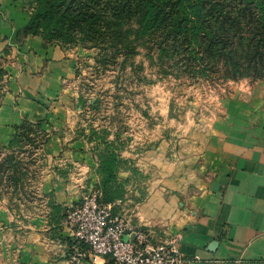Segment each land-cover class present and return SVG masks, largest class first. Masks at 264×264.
<instances>
[{"label": "crops", "instance_id": "1", "mask_svg": "<svg viewBox=\"0 0 264 264\" xmlns=\"http://www.w3.org/2000/svg\"><path fill=\"white\" fill-rule=\"evenodd\" d=\"M28 23L15 2L0 0V55L13 58L12 69L18 71L8 77L0 105V146L9 143L24 117L40 121L51 133L44 152L55 158L54 169L40 188L47 197L43 203L30 204L20 215L0 202V264H71L80 245L63 210L56 213L52 204L65 211L97 191L100 182L92 149L74 137L81 108L73 81L82 53L42 37L18 40ZM12 40L20 45L17 53L6 48ZM262 92L232 89L223 98L224 116L204 128L158 138L146 133L150 139L140 133L138 142L156 144L138 158L152 178L138 188L149 195L136 198L130 187L123 199L108 204L113 212L150 232L153 241L179 237L178 249L190 264H264ZM80 264L110 260L88 253Z\"/></svg>", "mask_w": 264, "mask_h": 264}, {"label": "rangeland", "instance_id": "2", "mask_svg": "<svg viewBox=\"0 0 264 264\" xmlns=\"http://www.w3.org/2000/svg\"><path fill=\"white\" fill-rule=\"evenodd\" d=\"M6 1L15 2L29 21L41 6L38 0ZM62 1L67 5L72 0ZM214 2L207 7L211 12L207 10L203 14L210 36L202 39L197 56L190 55L185 41L161 43L158 36L150 41L138 39L130 47L136 49L132 55H128L124 45L111 48L107 43L101 47L105 52L98 48L58 45L67 52L82 53L73 81L75 98L81 108L74 137L88 144L97 164L106 143L116 150L122 160L118 180L126 182L125 193L134 188L138 192L136 198L145 199L149 195L138 186L152 179L151 174L140 169L138 158L156 146L149 140L138 142L140 133L145 136L143 139H150L151 133L158 138L188 127L204 128L224 116L223 98L232 89L241 87L245 93L258 87L264 89V0ZM16 33L15 30L11 38ZM29 37L35 36L21 39ZM6 48L10 53L20 51V45L13 40ZM12 61L13 58L0 55V67L7 73L3 81L5 95L8 77L18 72L12 69ZM260 94L264 101L263 92ZM262 105L264 108V102ZM26 122L33 124L32 132H38L36 141L24 140L15 149H5L16 135L17 127ZM39 122L24 117L9 143L0 146V166L5 169L0 202H5L15 214L22 215L30 204L38 205L47 199L40 194V188L48 172L54 169L55 158L45 156L44 148L51 133ZM96 192L100 196L99 191L90 193Z\"/></svg>", "mask_w": 264, "mask_h": 264}, {"label": "trees", "instance_id": "3", "mask_svg": "<svg viewBox=\"0 0 264 264\" xmlns=\"http://www.w3.org/2000/svg\"><path fill=\"white\" fill-rule=\"evenodd\" d=\"M39 7L31 14L30 21L18 37H42L50 45L85 49L101 48L109 43L111 48L127 46L128 55L135 53L138 39L150 41L157 37L164 40L185 41L190 55L203 45L202 39L209 38V28L204 26L205 11L214 0H38ZM215 3V2H214ZM215 6H217L215 4ZM211 12V10H209ZM136 21V22H134ZM135 23V24H134ZM134 24V25H133ZM107 61V60H106ZM7 75L0 67V105L3 95V81ZM33 124L24 123L17 127L16 135L7 150L23 145L27 140L35 142L38 134ZM39 126V124L37 125ZM34 135V136H32ZM25 140V142H24ZM105 152L99 155L96 174L100 182L97 191L102 204H113L123 199L125 183L119 182L118 172L122 160L112 147L105 144ZM5 169L0 166V198L2 197ZM7 187V186H6ZM56 213L60 206L52 204ZM114 211V210H113ZM64 211V217H65ZM116 214V212H114Z\"/></svg>", "mask_w": 264, "mask_h": 264}, {"label": "built area", "instance_id": "4", "mask_svg": "<svg viewBox=\"0 0 264 264\" xmlns=\"http://www.w3.org/2000/svg\"><path fill=\"white\" fill-rule=\"evenodd\" d=\"M99 197L97 192L87 194L80 204L66 209L65 224L73 228L81 246L70 255L71 264H80L88 253L108 258L110 264L191 263L178 249L179 237L153 241L150 232L130 225Z\"/></svg>", "mask_w": 264, "mask_h": 264}]
</instances>
